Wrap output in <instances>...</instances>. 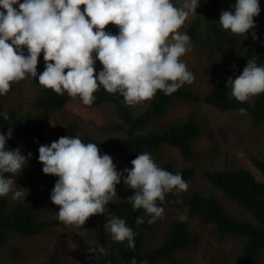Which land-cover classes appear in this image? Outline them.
Instances as JSON below:
<instances>
[{"label":"clouds","instance_id":"1","mask_svg":"<svg viewBox=\"0 0 264 264\" xmlns=\"http://www.w3.org/2000/svg\"><path fill=\"white\" fill-rule=\"evenodd\" d=\"M199 6L200 0H182L179 7L173 0H0V96L9 92L11 82L27 75L57 94L78 96L84 105L93 103V93L101 86L118 92L127 105L149 99L157 90L170 95L194 80L181 59L192 51L190 36L179 29ZM260 10L258 0H236L230 10L220 12L218 22L223 29L246 36L256 27L253 18ZM110 23L118 26L117 33L105 30ZM251 35L259 39L255 31ZM41 52L44 70L38 74ZM97 60L102 65L99 71ZM226 88L240 102L264 92V65L248 59L240 75L228 77ZM0 116L9 119L7 112ZM12 136V127L7 133L0 131V197L11 194L13 200L25 201L27 188L16 177L32 153L25 156L20 147H6ZM38 153L42 172L58 177L50 199L60 206L57 216L66 224H83L103 213L122 177L133 190L127 201L133 210L142 208L149 214V223L163 217L165 193L189 187L180 172L158 166L147 151L137 154L131 168L120 171L97 144L83 143L78 136L42 144ZM186 218L179 216L181 221ZM135 223H144V217L137 216ZM104 228L114 241L127 240L128 247L135 248L138 232L124 219L112 216ZM131 264H136L135 258Z\"/></svg>","mask_w":264,"mask_h":264},{"label":"trees","instance_id":"2","mask_svg":"<svg viewBox=\"0 0 264 264\" xmlns=\"http://www.w3.org/2000/svg\"><path fill=\"white\" fill-rule=\"evenodd\" d=\"M210 8L202 12L196 20L185 27L186 33L194 42L201 39L200 28L205 26L209 31L210 45L217 51H223L225 47L234 50L238 40L223 30L214 20L217 17L215 9L220 0H210ZM260 6V15L263 10ZM83 5L81 10H83ZM109 31L118 32V26L112 24ZM256 59L258 65H264V43L246 46L241 56L242 70L248 59ZM44 70V62H38V74ZM67 71V70H66ZM36 94L29 102V108L25 112L7 111L8 120L0 116V131L7 133L8 128H13V136L7 141L6 147H20L22 154L32 156L38 152L40 145L47 142L45 127L54 111L61 110L71 98L65 91L57 94L50 88L40 85L36 78L31 77ZM14 85L11 83V88ZM231 89L226 88V81L216 82L206 93L190 90L186 84L170 95H165L162 90H157L153 97L147 100L144 108L136 115L132 113L133 105L124 103L122 95L109 93L98 88L94 93L93 105L110 103L114 109L115 119L101 128L112 134L109 140H103L93 133L79 117H68V122L59 126L56 138L61 136H78L83 143H95L101 153H124L126 155L122 169L131 168V161L137 154L145 151H158L163 144L176 147L185 160H190L194 154L193 140L203 135V129L195 118L189 116L179 121H174L162 130L150 127L155 118L167 114L176 99L188 102H203L221 111L245 109L246 114L254 125L264 123V92L256 95L247 102L237 101L231 94ZM0 112H5L0 102ZM31 156V157H32ZM30 157V158H31ZM29 158V159H30ZM252 164L260 171L264 179V154L261 157H251ZM158 166L176 173L180 172L185 181H190L196 171L192 166L182 167L176 171L171 161L156 162ZM206 176L210 185L218 188L223 194L244 208L252 216L251 220L240 219L231 214L216 199L214 194L203 196L197 192L188 197L176 193V190L165 193V202L161 205L170 208L186 207L189 216H197L201 228L211 227L217 236L226 235L245 237L246 241L234 258L233 264H256L261 250L264 249V181L257 180L252 172L243 166L226 170L200 169ZM9 175V174H5ZM27 190L30 201H17L11 207L7 205V196L0 197V248L13 234L21 236H34L44 232L51 226L64 225L58 216L53 218H40L38 213L42 202L50 198L51 190L58 179L55 175L44 174L42 164L37 161L31 163L26 169ZM127 175L126 173L124 174ZM126 200H110L104 206V212L117 216L126 223L138 235L134 237L135 248H129L127 240L114 241L112 234L104 230L94 215L90 216L81 228L88 231L99 244L112 249H106L101 253L95 246L88 242L78 232L70 234V241L74 248L85 255L89 264H131L135 258L136 264L154 263L159 260L170 264H184L178 260L174 251L178 248H186L192 242L194 232L187 226V221L173 219L161 242L147 250H142L146 231L151 228V223L144 216V210H133L127 198L133 194L123 182ZM159 203V201L157 202ZM137 216L144 217V223L137 225ZM18 249L13 248L10 256L18 254ZM40 264H62V248L59 242H54L46 260ZM210 264H219L215 259Z\"/></svg>","mask_w":264,"mask_h":264},{"label":"rangeland","instance_id":"3","mask_svg":"<svg viewBox=\"0 0 264 264\" xmlns=\"http://www.w3.org/2000/svg\"><path fill=\"white\" fill-rule=\"evenodd\" d=\"M181 2L182 0H173L174 5L177 7L181 6ZM235 2L236 0H220V4L215 9L217 17H214V20L218 22L220 12L222 10H230ZM258 2L264 13V0H258ZM210 4V0H200V6L196 9V14L186 18L179 31L186 32L185 27L193 23L202 12L209 9L211 7ZM253 19L256 27L249 29L246 36L225 30L219 24L223 30L238 40L240 45L234 50L228 47H225L223 51L214 49L210 45L209 31L205 26L200 28L201 39L198 42H194L190 38L192 51L181 57L194 74L193 82L191 84L186 83L188 89L204 94L216 82L227 81L229 76L234 79L240 75L242 72L241 56L243 49L246 46L264 43V14H259ZM111 25V23L106 25L105 30L109 31ZM253 31L258 35V40L252 39L251 33ZM93 55L95 56V53ZM38 62H44L43 52H41ZM95 67L97 71L102 68L98 60ZM11 83L14 88L10 89L6 95L0 96L4 111L25 112L29 108V102L36 94L37 89L33 86L30 75L20 81ZM254 97H251L250 100ZM147 100L133 105L132 113L134 115L138 114L146 105ZM189 116L195 118L203 129L202 137H197L193 140L194 154L190 160H185L179 150L169 144H163L158 151L147 152L151 154L155 162L171 161L176 171L185 166L196 168L192 179L188 181V190L176 191V193L183 197H188L193 192L203 196L212 193L225 209L235 217L251 220L252 216L249 212L237 205L218 188L210 185L205 174L200 169L226 170L243 166L256 177L259 171L252 164L251 157H261L264 154V123L254 125L245 111H221L203 102L193 103L183 99H176L167 114L163 117L155 118L150 127L162 130L170 123L174 121L180 122V120ZM68 117L81 118L87 127L103 140H109L112 137L111 133L101 128V126L107 125L116 118L112 105L110 103L84 105L77 96L71 97L61 110L52 113L45 127L47 144L55 140L59 126L67 123ZM206 140L208 141L207 144H205ZM38 155V152L35 153L28 160L22 172L17 175L16 180L20 186L27 188L26 169L31 163L38 161ZM109 155L113 158V163L116 165L117 170H122L126 155L124 153H111ZM258 175V179L264 181L261 174ZM115 190L116 195L112 196V200H126L123 177L121 182L115 185ZM25 192L27 193L28 190L25 189ZM17 201L22 200H13L11 194L7 195L8 207H11ZM28 201H30L29 193L26 195L25 201L22 202L27 203ZM59 207L50 198L45 199L42 202L38 216L44 219L53 218L57 216ZM162 207L164 208L163 217L157 218L155 222L151 223V228L146 231L142 250L157 246L164 238L169 222L173 219H179V216L184 214L187 217V226L194 232V237L188 247L178 248L174 251L178 260L184 264H210L211 259H215L219 264L234 263L236 253L240 251L246 241L245 237L231 235L219 237L211 227L201 228L198 217L189 216L185 206L181 208ZM143 214L149 220V214H146L145 211ZM93 215L103 228L107 220L111 218L104 211ZM104 230L110 233L107 229L104 228ZM74 232L81 233L100 253L107 248L112 249V247H105L96 242L92 235L81 228L79 224H64L51 226L44 232L34 236L13 234L0 248V264H40L47 259L54 242L61 244L62 264H89L85 255L79 253L70 241V234ZM13 248L18 249L19 252L16 256L11 257L9 254ZM146 264L170 263L159 260ZM256 264H264V249L261 250Z\"/></svg>","mask_w":264,"mask_h":264},{"label":"crops","instance_id":"4","mask_svg":"<svg viewBox=\"0 0 264 264\" xmlns=\"http://www.w3.org/2000/svg\"><path fill=\"white\" fill-rule=\"evenodd\" d=\"M199 137H202V136H199ZM207 143H208V141L206 140V141H205V144H207ZM257 172H258V171H257ZM258 174H260V173L258 172ZM258 174H257L256 177H255L256 179H258V176H259ZM258 180H260V179H258Z\"/></svg>","mask_w":264,"mask_h":264}]
</instances>
